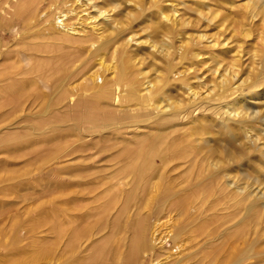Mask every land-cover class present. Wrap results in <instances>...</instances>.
<instances>
[{
	"label": "bare ground",
	"instance_id": "1",
	"mask_svg": "<svg viewBox=\"0 0 264 264\" xmlns=\"http://www.w3.org/2000/svg\"><path fill=\"white\" fill-rule=\"evenodd\" d=\"M174 1L0 0V152L74 156L64 194L81 179L108 199L92 227L63 208L59 235L70 251L63 245L61 264H142L150 253L153 261L152 216L172 212L201 227L206 248L234 236L232 264H264V109L251 101L264 99V62L251 68L257 75H243L238 59L223 66L200 47L207 34H187L192 20ZM238 150L258 153L252 173L233 168ZM172 233L175 244L180 228Z\"/></svg>",
	"mask_w": 264,
	"mask_h": 264
},
{
	"label": "rangeland",
	"instance_id": "2",
	"mask_svg": "<svg viewBox=\"0 0 264 264\" xmlns=\"http://www.w3.org/2000/svg\"><path fill=\"white\" fill-rule=\"evenodd\" d=\"M149 1L150 0H144V1L140 0V3L147 8ZM174 2L178 3L176 5L180 6L179 8L178 6H176V8L180 11L181 15H183V18H186L185 16L189 15L186 20H189V18H190L189 21L192 20L191 22L193 24L189 22L188 26H186L187 34L194 33L192 30L198 31V32L195 31V33L207 34L206 37L208 38L205 37L207 43L203 38L199 45H201L200 47H202V49L205 48L203 50L207 51L209 54L211 53L212 55V53H215L219 59L220 57H222V59H224L225 61L227 60L228 61L227 63L226 62L223 63L224 60L221 61V64L223 66L231 63L232 61L231 59H236V60L238 59L237 60L238 69L242 74L244 73L243 75L252 74L254 72L251 71L252 69L254 70L257 67H261L260 65L262 64L261 62L262 61L264 62L263 60L264 11H262L264 9L260 7L264 6V4H262L264 3V0H234V1L233 0H188V1L175 0ZM183 2H185L186 4ZM167 3L168 2H165L163 4L167 5ZM183 4L186 7H184ZM250 4L252 7L256 8L255 10H257V12L255 11L257 14L254 17H252L253 19H251V12H249L251 9V6L249 9ZM252 4H254V6ZM74 7L77 11L80 9V7L77 4H75ZM128 7L127 9H129ZM258 7L261 9L260 12L258 11L259 9ZM205 12L207 14L204 15ZM215 12H218V15ZM74 13H75L74 11L68 13L67 21H71L73 23L78 21L75 19L77 16L74 15ZM209 13H211V15ZM80 14H82V12ZM214 14H216L217 17L216 16L213 17ZM207 16H209V18ZM147 17L148 16L142 15V17L140 18V21L142 20L141 25L143 26L146 25V22L144 23V21H146ZM206 18L209 20H206ZM224 20L225 22L223 23L222 21ZM162 23L164 24L165 22ZM228 26L230 27L229 29ZM250 30H252L251 31L252 34L249 32ZM231 31L232 32L234 31L235 34L233 35L234 32L231 33ZM141 34H142L141 36H143L144 32L142 31ZM260 34L262 36H260ZM258 36L260 38H258ZM230 38L232 40H229ZM209 39L210 40L212 39V41H209ZM224 40L227 41L229 40V41L226 43V41ZM237 40H239V42ZM213 41L216 44H213ZM220 41L221 43H219ZM254 41H256V43H254L253 45ZM235 42H237V46L235 45L236 44ZM224 43L225 46L223 45ZM232 43L233 45L231 46ZM219 45H220V49L218 48ZM222 47L224 49L227 47L226 48L227 50L222 49ZM231 49L233 50V55L236 54L237 50L239 51V52L237 51V56L235 55L236 58H232L233 55L231 54L232 53ZM219 51L220 52L222 51L221 53L224 55L226 54L227 56L220 54ZM248 51H250L251 53ZM261 51L263 54L261 53ZM248 53H250V55ZM207 54H205L204 56H206ZM228 56H230V58H228ZM251 56L253 59L251 58ZM206 57H208V55ZM209 61L210 60L206 61L207 64L209 63ZM255 63L259 65H257L256 67ZM207 64L201 66H204L206 68ZM96 66L94 67V69L97 68ZM253 66L255 67L253 68ZM262 66H263L262 68L264 69V63L262 64ZM201 70H206V69H203L202 67ZM248 70L250 73L248 72ZM206 72L208 73L209 71ZM209 73H208V77L205 74V77L208 80L210 75ZM106 74L110 76L109 71H107ZM255 74L256 73H253V75ZM210 77H211L210 79H213L212 75H210ZM260 95L261 94H259V96ZM251 101L253 102V104H255L256 107L259 105L258 107L264 109V103H261L264 102V99L261 101L254 100L255 102L253 100ZM218 138L217 140L219 141V144L220 142L223 143L224 140ZM212 143H216V141L212 139ZM238 151H240V153H242L244 156L242 157L241 160L234 162L232 164V166H234L233 168L238 170L249 169V171L252 173L253 168H255L256 166L255 162L258 153L253 152L251 158L248 159L249 156L248 154H245V152H242L241 150ZM12 154L13 155H10L7 152H0V264H21V263L22 264H61L62 262H64L63 261L65 259L64 255L66 253L69 255V252L67 251L70 248V246L65 247V243L63 244V241H61L59 235V227H61V221L63 216L62 211H64V209H67L68 212L70 211V213L68 214L69 215L71 214L70 215L71 217L75 214V212L77 213L78 211L77 215L83 214L82 216L80 215L77 216L78 218L77 221H81L78 222L79 224L78 226L81 225V227H90V226L92 227L93 225L92 220H94L93 218L95 217L96 219L99 216V215H94L95 211L102 210L101 209L102 204H104L108 199L104 195H101L99 193V189L94 190L93 184L85 183L81 179H78L81 183L77 182V184H75L73 187H70L68 189L70 192L68 195L64 194V191L62 190L60 184L62 171L64 172L65 169H67L65 171H71L73 170V168L74 169L77 168L79 163L76 160V157L74 156H73L74 158L71 157V159L70 158L64 159V161L63 159L62 160L59 159L58 161H56V160H45L48 155L46 151L40 153L32 152L26 155H22L23 154L22 151H18ZM173 174L174 176L170 180L172 183L171 185L177 187L180 184H182L181 183L183 182L182 179L185 176L183 167L175 170ZM63 198L64 199L67 198V199L63 200ZM73 199L74 201L72 202ZM149 202L152 201L149 200ZM74 203H76L77 209H75ZM98 203L101 206H99ZM95 205L96 206L98 205V207H96ZM94 207L96 210L94 209ZM91 208L94 211H90ZM83 210L85 211L82 212ZM146 212L148 211L147 210L144 211V213ZM85 213L87 216L85 215ZM136 216L137 215H134L133 217L136 218ZM153 218L154 216H152V220H151L152 223L151 225L153 226L149 225L151 226L150 227L151 229H149L148 234L149 237L152 238L154 237L153 239L157 244L156 245L157 251L156 250L154 251L155 252L154 257L156 255H158V257L157 259L151 261L153 254L150 253L149 256L146 258V260L143 259L142 264L144 263L145 264H232L233 263V261H231L232 259L229 257L231 255V257L234 260L233 256L237 254L236 252L237 250H235L236 247L234 246V244L236 246H239V241L238 242L232 241L234 236H232L228 240V242H226L225 241L226 239L222 237L220 240H217L214 245L207 246L208 248H206V246H204L203 244L204 237L201 232V227L197 228L195 225H194L195 227L183 226L184 218L176 216L174 212L170 214L162 215L159 219H155V218L153 219ZM86 219H87V223L84 222L86 221ZM88 220L90 222H88ZM85 224L87 225L85 226ZM130 227H137V226L136 224H134V226L131 225ZM176 228H180L181 233L180 235H178L175 244H173V241L171 240L170 237L171 235H173L172 232L174 231L176 232ZM231 230H232L231 232L233 233L234 232L233 229ZM262 242H263L262 244L264 245V235L262 236ZM63 245L66 248L65 254L63 251L65 248L63 247ZM234 251L236 254H234Z\"/></svg>",
	"mask_w": 264,
	"mask_h": 264
}]
</instances>
